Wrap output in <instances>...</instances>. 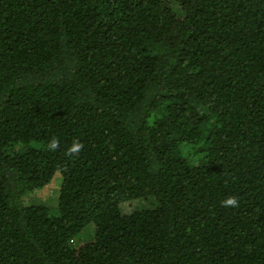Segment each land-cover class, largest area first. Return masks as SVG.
<instances>
[{"label":"trees","instance_id":"obj_1","mask_svg":"<svg viewBox=\"0 0 264 264\" xmlns=\"http://www.w3.org/2000/svg\"><path fill=\"white\" fill-rule=\"evenodd\" d=\"M0 264H264V0H0Z\"/></svg>","mask_w":264,"mask_h":264},{"label":"rangeland","instance_id":"obj_2","mask_svg":"<svg viewBox=\"0 0 264 264\" xmlns=\"http://www.w3.org/2000/svg\"><path fill=\"white\" fill-rule=\"evenodd\" d=\"M61 175L57 174L55 176V178L53 179L54 181H52V185L48 187V189H45L42 192H38L36 194H34L32 196V201L34 202H43V203H47L50 205H54L56 202L53 203V201L55 200L56 196L54 194H56L57 188L59 183H61ZM54 195V196H53ZM53 200V201H52ZM50 201H52L50 203ZM57 205V204H56ZM55 211V208H54Z\"/></svg>","mask_w":264,"mask_h":264},{"label":"clouds","instance_id":"obj_3","mask_svg":"<svg viewBox=\"0 0 264 264\" xmlns=\"http://www.w3.org/2000/svg\"><path fill=\"white\" fill-rule=\"evenodd\" d=\"M57 146H58V141H53L50 145V147L53 149H55ZM80 148H82V145L80 144L75 145L69 154L71 155L73 153H78ZM237 205H238V201L235 197H229L224 201L225 207H236Z\"/></svg>","mask_w":264,"mask_h":264}]
</instances>
